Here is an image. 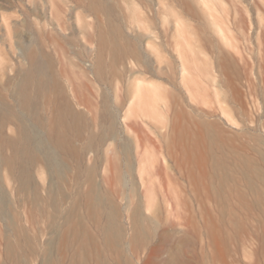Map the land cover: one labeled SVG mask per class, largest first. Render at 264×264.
Instances as JSON below:
<instances>
[{"label": "rangeland", "instance_id": "obj_1", "mask_svg": "<svg viewBox=\"0 0 264 264\" xmlns=\"http://www.w3.org/2000/svg\"><path fill=\"white\" fill-rule=\"evenodd\" d=\"M192 7L189 15L161 0H66L62 12L50 0H0V264H44L47 250L56 264L81 263L86 232L89 264H99V253L110 264L128 256L132 264H167L171 255L174 264H264L255 236L241 239L245 228L254 235L264 225L249 188L250 180L259 184L257 170L264 174V0H192ZM53 12L66 20L64 32ZM42 28L59 40L58 30L65 43L36 53L57 86L41 96L31 86L29 103L19 87L31 70L26 48ZM101 31L140 47L98 48ZM24 126L46 141L57 127L62 144L50 151L68 166L62 178L38 146L34 160L18 154ZM8 161H28L37 207ZM91 171L120 210L125 258L105 246L106 219L87 206ZM137 206L155 222L144 245L134 238ZM215 236L232 239L230 254ZM8 241L17 257H9Z\"/></svg>", "mask_w": 264, "mask_h": 264}, {"label": "bare ground", "instance_id": "obj_2", "mask_svg": "<svg viewBox=\"0 0 264 264\" xmlns=\"http://www.w3.org/2000/svg\"><path fill=\"white\" fill-rule=\"evenodd\" d=\"M50 1H51V3H53V6L55 8H58L62 12H65L66 0H50ZM122 1L126 2V3L136 4L137 2L138 3H144V2L148 3L150 0H92V2H94L95 4H108L110 2L118 3V2H122ZM161 1L181 3L185 6V11L187 14L193 15L195 13L194 9L192 7V0H161ZM106 12L108 13V15H112L113 9L109 8ZM53 18L58 19V22H59L58 25H59L60 31L64 32L65 29H67L66 20H63V18L60 16V14H58L56 12H53ZM135 20H138V19L136 18ZM143 21H148V19L145 18V19H143ZM179 21L182 22L184 25H186L182 18H179ZM46 27H47V24L45 25V28ZM45 28L41 29L40 41H39L40 43L38 42V43L34 44L33 46L26 48L29 51L31 70L28 73V75L24 76V82L20 84L19 89H20L21 98L24 101H27L29 103L33 102V99L30 97V94H29V88L31 86L35 87L37 89V93L40 96L46 95L50 90H52L53 88H55L57 86L56 84H52V79H51L50 72H49V65L47 67H45V65H43L41 59L38 57V55L36 53L39 51H44V50H48V49H52V48L57 49V48L63 47L64 43H65L64 42L65 37L62 36V34H60V32H58V30H57V36L60 37L58 40L54 34L55 29L46 31ZM149 29H151V26L148 28V30ZM111 32L116 33V27H113V28L111 27ZM94 34L95 35L97 34L96 28L94 29ZM101 36L102 37H100L99 42L96 43V46H98V48H101V49H106V48H113V49L132 48V49L136 50L137 48L140 47L138 39H136L135 41L129 40V41H126V44H121L117 39H108L107 37H104V36H106L104 31H101ZM49 38H50L51 42H47V40ZM90 44L93 45L95 43L91 42ZM186 64H187V61L184 60V62H183L184 72L187 71ZM65 111H66L67 115H69L73 118V121L75 123L77 116H76V114L73 113L74 111H73L72 107L70 105L66 104ZM7 113H9L8 110H7ZM25 113L22 114L23 115L22 121L28 120L27 118H28L29 114H25ZM60 123H64V121L61 119ZM111 133L113 134V136H115L114 135L115 133H113V130H111ZM20 137H21L19 140L20 146L16 150L19 155H21V154L27 155V153L29 152V154L32 157L31 159L34 160L36 157L33 154L35 152L33 149L35 146H38V148L40 150L43 149L42 151L46 152V157L48 159V165H49L50 169L52 170V172L54 173L53 174L54 177L56 176L58 178H62L64 176V171L68 168V166L66 165V163L60 161L56 154H54L50 151V145L54 144L55 146H59L62 144V141L60 139V135H58L57 127L52 129L51 136H50V139L48 141L41 139L40 137L38 138V135L36 134V130L32 132L30 130V128H28L27 126H24L23 132L20 134ZM124 148L126 150L127 148H129V146L127 145V147L125 146ZM1 162H3V161H1ZM8 162L18 165L17 161H8ZM25 162H28V161H20L19 165L17 166L18 169H20L19 182L21 184V188L23 191H26V192L31 191L33 193V196H34L33 203H35L36 199L38 200L39 195L36 191V188L34 187V176H33L32 172H29V169H27L28 164H26ZM130 166L131 165H129V167H128V171H130L132 169V167L130 168ZM94 174H95V172L93 173V171H91L90 188L85 195V198L87 200V206L89 208L90 213H92L93 216H97V219H99V218L102 219L103 217L106 219V226L103 229L105 246L108 247L111 251L116 253L117 259L118 258H125V257H123L124 239H123V229H122V226L120 223V210L109 199V197L106 194L102 193V191L100 190V188L98 187V185L95 182ZM257 174H258V177L260 180L259 184L255 185V184H253V180H250L251 183H250L249 188H251L252 190H254L257 193L258 204H259L261 210L264 212V174L262 173V171L260 172V170H257ZM250 176H251V174H250ZM119 177L122 178L123 175L120 174ZM52 180H54V179H52ZM50 192H54L52 187H51ZM37 206L38 205L36 202V207ZM5 208H6L5 209L6 215L10 216L9 206H7V207L5 206ZM38 211L41 212V209L38 210V208H36V213ZM142 211L143 210H142L141 206H137L135 208V210L132 211L133 216H134V221H133L134 223L133 224H134V229H135L134 230V238L136 239V241H138V239L141 240L140 245H144L146 243V241L150 238V233H149L150 228L155 227L154 219L151 217L150 218L145 217L144 213H142ZM43 212H44V209H43ZM250 230L248 228H245L243 230L242 237H241V239L243 240V244L246 245L249 242H252L254 240L253 237L255 236L258 243L260 242L259 245L261 247V252L264 255V225H262L259 232L256 233V231H255L254 235L252 234V232ZM90 239H91V237H90L89 232H86L85 233V239H84V249L86 248V250H85V253L83 254V258H82L83 262H81V263L75 262L73 264H89L90 263L89 261H90V259H92V253H90L88 248H87V245L89 244L88 242ZM166 239H168V237H166ZM214 239L218 240L216 242L218 248H220V250H223V249L225 250L223 255L225 253L226 254L231 253L229 251L230 245L232 242L231 238L225 237V238H219L218 239V237L215 236L213 238V240ZM21 244H22V242H21ZM51 245H52L51 242H49V246H51ZM7 251H8L9 257H11V258L17 257L16 248H15V245L12 241L7 242ZM254 253H257V252H254ZM93 254H94V252H93ZM226 254H225V256H226ZM176 258H177L176 255H171L169 260L167 261V264H174L176 262ZM65 259H66V257H64V260ZM16 260L19 261V258H17ZM98 262H99V264H110L109 262H107L106 259H104L103 255H101L100 253H99ZM44 264H56L49 250L46 251V260H45ZM117 264H121V262L119 261ZM127 264H132L131 260L129 259V256L127 258Z\"/></svg>", "mask_w": 264, "mask_h": 264}]
</instances>
